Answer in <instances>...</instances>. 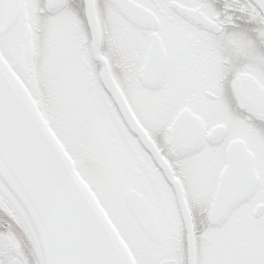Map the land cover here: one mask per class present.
<instances>
[{
	"label": "snow or ice",
	"instance_id": "1",
	"mask_svg": "<svg viewBox=\"0 0 264 264\" xmlns=\"http://www.w3.org/2000/svg\"><path fill=\"white\" fill-rule=\"evenodd\" d=\"M0 264H264V0H0Z\"/></svg>",
	"mask_w": 264,
	"mask_h": 264
}]
</instances>
